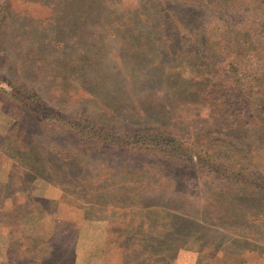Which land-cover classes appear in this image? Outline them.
Listing matches in <instances>:
<instances>
[{
    "label": "rangeland",
    "instance_id": "374dc122",
    "mask_svg": "<svg viewBox=\"0 0 264 264\" xmlns=\"http://www.w3.org/2000/svg\"><path fill=\"white\" fill-rule=\"evenodd\" d=\"M33 1L0 0V264H75L76 258L77 264H264V130L257 140L218 137L212 124L204 125L212 113L200 99L205 84L190 80L202 78L194 73L201 62L180 36V13L187 12L191 29H212L213 37L229 30L227 14L200 17V0H96L107 22L89 26L82 18L87 7L72 0L59 4V13L52 11L58 0ZM202 1L207 9L209 0ZM140 14L146 48L128 68L117 59L127 55L119 48L117 20L139 23L133 19ZM46 15L36 33L22 30ZM235 24L234 34L241 22ZM249 40L261 54L264 27H254ZM54 60L74 61L73 76L82 79L68 95L55 79ZM99 70L124 73V87L99 80L108 98L126 103L81 100L86 88L96 90L89 75ZM4 78L32 86L46 99L44 108L69 118L107 120L128 133L165 127L187 145L192 135L207 137L227 170L196 172L150 153L86 148L67 133L49 135L18 106ZM15 136L35 146L41 168L30 157H11ZM224 144L232 151L222 150Z\"/></svg>",
    "mask_w": 264,
    "mask_h": 264
},
{
    "label": "trees",
    "instance_id": "16d2710c",
    "mask_svg": "<svg viewBox=\"0 0 264 264\" xmlns=\"http://www.w3.org/2000/svg\"><path fill=\"white\" fill-rule=\"evenodd\" d=\"M65 1L68 2L69 0L56 1L57 5L53 7L54 9L52 8V11L56 9V13L61 12L59 4ZM72 1L76 3L75 5L87 7V13L82 15L83 21L87 25L96 26L99 22H107V17L105 16L107 11L96 0ZM201 1H199V6L202 9L196 6L200 17L210 15L220 18L227 14L226 16L230 19V21L226 22L229 30L213 37L211 35L212 29H210V32L201 29L200 26L199 29H191L183 20L184 14L187 12L180 13V36L186 38L187 42L190 43V49L194 52L193 54L201 62L197 70L194 68V73L202 78L192 76L190 80L192 78L195 79L197 85L205 84L203 85L205 90L201 94L200 99L210 106L212 110L208 121H206L207 123L204 122L206 123L204 125L212 124L214 129H216L213 133L215 135L219 133L216 135L218 137L233 136V134H251L257 140L258 135L264 130V108L258 104L264 103V49L263 47L261 48L262 53L260 54V48H255L256 46L249 38L254 27L260 25L264 27V13L263 17L258 15L251 16L249 13L254 10L258 11V13L261 10L264 11V0H209V2L204 1L208 4L207 9H205L204 5H201L203 3ZM33 2L39 1L34 0ZM39 5L42 7L45 4L40 1ZM1 11H3L2 7ZM46 16L39 20L27 17V20H31L22 30L24 29L28 33H36L37 30L42 29L44 22L49 21L48 15ZM140 17L136 16L133 19L139 23L128 21L127 24H123L120 20H117L120 27L119 48L122 53L124 50V53L126 52L128 55H126L128 59H121L118 56L117 59L120 65L125 62L126 65H130L128 68H131V66L134 68L138 64L137 61L139 60L136 59L138 58L136 55L144 51L145 49L143 48H146L143 46L145 45L143 41L145 36H143L142 30H146L147 23L144 20L145 15L140 14ZM113 20L116 22L115 19ZM238 21L241 22L238 25L240 30L234 34L230 29ZM38 23H40V26H37ZM46 33L47 31L44 34ZM55 34L51 37L54 38L58 35V33ZM134 42H139L142 46H135L133 45ZM56 56L61 58L59 55ZM49 58L48 56L47 59L49 60ZM74 63V61H70L62 64L54 60V64L61 71L56 74L55 79L60 80L64 85L65 89H60L61 93L63 94L67 91L63 95L69 94V86L72 87L73 84L79 86V83L82 82L81 78L75 77L76 73L73 76ZM120 74L117 73V70L113 74H107L99 70V73L89 75V79L93 81L91 86H95L96 90H92L90 87L86 88L83 92H86L87 95H84L86 97L81 100L89 98L93 100V103H126L125 100L120 98L118 100L108 98V94L105 93L106 87H103L104 85L99 80V75H101L106 82L110 80V86L117 81V86L124 87V80L120 79ZM3 80L10 84L12 96L19 102L18 106L20 105L23 110L29 113L34 121L49 135L67 133V135H71L79 142H82L86 148L96 147L105 151L123 152L132 150L150 153L161 158L163 162L173 166H180V168L184 167L185 169L192 167L191 169L196 170V172L207 169L209 173L216 171L225 173L224 170L218 171L220 170L219 168L227 170V159L223 158L225 160L223 161L221 158L222 162L219 161L220 164L218 163L217 156L213 152L214 146L211 145L207 137L198 138L192 135L190 139L193 142L187 145L179 137L178 133L176 134L165 127L144 126L137 131H133V133H128L124 129L125 127L112 125L107 120H100L101 122L96 120L97 123L84 115H75L69 118L61 113L44 108L46 99L37 93L32 86L25 83H13L15 81L7 78ZM73 91L80 92V90ZM18 106L15 105V107ZM18 138L16 136L13 137V150L11 151L13 155L11 157L23 156L26 159L30 157L38 165L34 167L41 168L39 166L41 159L34 156L36 154V151H34L35 146L29 147ZM197 143L202 149L196 150V152L194 150L198 146ZM222 147L224 148L222 150L230 149L228 152L233 149L230 144H224ZM12 209L10 210L13 211V214L18 211L19 207L15 205ZM9 211L4 213V217L8 218L11 215Z\"/></svg>",
    "mask_w": 264,
    "mask_h": 264
},
{
    "label": "crops",
    "instance_id": "0c3cea01",
    "mask_svg": "<svg viewBox=\"0 0 264 264\" xmlns=\"http://www.w3.org/2000/svg\"><path fill=\"white\" fill-rule=\"evenodd\" d=\"M77 262H78V258H76V263L75 264H77Z\"/></svg>",
    "mask_w": 264,
    "mask_h": 264
}]
</instances>
